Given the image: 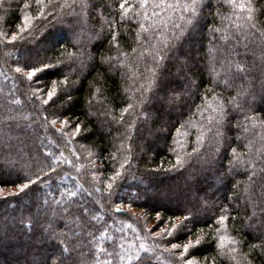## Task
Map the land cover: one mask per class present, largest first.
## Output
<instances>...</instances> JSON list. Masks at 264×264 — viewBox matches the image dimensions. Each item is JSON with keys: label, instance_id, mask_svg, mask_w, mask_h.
Listing matches in <instances>:
<instances>
[{"label": "trees", "instance_id": "obj_1", "mask_svg": "<svg viewBox=\"0 0 264 264\" xmlns=\"http://www.w3.org/2000/svg\"><path fill=\"white\" fill-rule=\"evenodd\" d=\"M123 2L0 0V188L12 190L0 194V264H44L56 250L51 230L72 250L68 264H185L181 253L198 264H264V252L252 247L264 242V0H251L256 13L247 23V13L227 0H203L211 6L198 11L190 34L186 0H148L144 7L127 0L131 7L122 15ZM177 26H185V50L194 57L190 77L199 87L182 106L146 119L141 93L154 60L180 34ZM213 27L221 29L214 42ZM214 45L224 51L215 53L211 73ZM28 59L49 65L39 81H28ZM238 63L248 71L236 75ZM68 116L72 124L65 127ZM76 123L83 131L74 135ZM117 171L109 195L106 185ZM44 173L34 190L8 195L26 177ZM192 194L195 219L187 235L172 225L192 215L185 212ZM222 208L224 222L217 219ZM198 238L184 253L183 245ZM23 241L24 254L10 251Z\"/></svg>", "mask_w": 264, "mask_h": 264}, {"label": "snow or ice", "instance_id": "obj_2", "mask_svg": "<svg viewBox=\"0 0 264 264\" xmlns=\"http://www.w3.org/2000/svg\"><path fill=\"white\" fill-rule=\"evenodd\" d=\"M42 2V0H37V3ZM148 0H142L141 7H144L147 5ZM227 3L233 6L234 8H239L241 13H247V16L245 17L246 23L251 22L255 16L256 9L252 6L251 0H245V2L237 3V0H227ZM127 0H124L123 3L120 4L121 13L126 14L129 11V7H126ZM205 6L210 7V2L208 5L203 4V0H186L185 4L183 5V12L187 14L188 18L186 19V26L189 34L191 33V30L196 27V24L198 23V11L202 12L203 8ZM25 7H28L26 4ZM159 7V5H157ZM168 7H173V5L169 4ZM262 13H264V9L260 10ZM184 18V17H182ZM28 17H25V23L28 22ZM253 29L256 27L255 24L250 25ZM143 27V25H141ZM181 29L179 35H174L172 39L167 42L164 46V48L160 51L158 54V58L154 60V68L150 69L151 72V79L149 80V86L146 90H142L141 98H140V104L143 106L142 111L146 113V119L151 117L152 112H156L158 116L162 117L164 113L168 112L171 109L176 108L177 106H182V103L185 100L186 94L192 92L194 88H198L199 85L196 83L195 79L190 77L191 72V65L194 62V57L192 56L190 51L185 50V41L186 37L184 36V29L185 26H177ZM237 31H241L242 26L236 25ZM25 29L21 28L20 31L23 32ZM213 33V42L217 41L221 37H219L217 34L221 33L220 28L213 27L211 29ZM13 40L16 39L15 36L12 37ZM237 40H239V36L236 37ZM111 40L116 41L117 36L115 34L111 35ZM112 47V45H110ZM262 51H264V45L261 46ZM218 51H224V49H218L213 47V49L210 50V54L213 55V63L210 67L209 71L211 73H215V53ZM235 51V49H233ZM245 51L247 52V45H245ZM232 53L229 52L228 55L230 56ZM227 58V57H226ZM112 58H109L111 60ZM107 62V61H102ZM41 64H43L42 68L36 67L34 63L31 62L30 59L25 60L23 68L24 69H31L27 71V79L29 82H32L35 78V81H39L38 73L43 72L47 69H49V65L44 63L43 61H40ZM55 67V66H53ZM173 69H175V72H173ZM22 71L21 68H16V72L20 73ZM248 70L242 66V63H238L236 67V75H239L240 73H246ZM65 80H67V77H65ZM55 83V82H54ZM38 92L43 93L44 89H37ZM144 91H146L148 94L144 95ZM56 93V88L53 87L51 90L47 92L48 100H45L43 103L47 105L49 103V100L52 99L54 94ZM69 99H71L69 97ZM134 106L132 104L128 105V108H125L124 111L127 112L129 108H133ZM221 114L225 115L224 109H220ZM53 115H62L61 112L52 113ZM245 119H251V117H245ZM52 124L56 123V120L51 121ZM65 127L72 124V118L70 116L65 118V121L62 122ZM221 126H223L224 122L221 121ZM168 121L162 120V127H167ZM175 126L174 124L172 125ZM75 127V134H79L83 131L81 125L79 123H76L74 125ZM247 130V129H245ZM60 131V130H58ZM179 131V129H177ZM218 135L223 136V133H218ZM233 153H235V149L232 150ZM46 158V157H45ZM239 162V161H237ZM182 161L179 157H177V165L181 164ZM50 172H54L55 169L51 167V165H48ZM123 167V165H122ZM174 169H170L169 171H172ZM42 171V169H41ZM264 171V170H262ZM48 176V173H44L43 176L40 174L36 175V179H32L31 177H26L24 179V182H21L16 185L17 191L11 192L8 195L11 197H17L20 194H27L28 191L34 190V186H36L38 183H43L44 179ZM121 177V173L119 171L115 172L114 176L111 177L112 183H108L106 186L109 189V195H111V190L113 189L114 185L116 184L117 178ZM262 181H264V176L261 177ZM3 189L0 188V191ZM99 191V189H97ZM197 191H201V189H197ZM74 195V194H72ZM7 197H5L6 199ZM195 204H192L191 207H186L185 212L191 213L192 215H183V219L181 220L180 224H173L172 229H176L178 231L186 232L187 235H191V229H188L186 226L188 223H191L195 219L194 214V208ZM67 211V209L65 210ZM87 211V210H85ZM115 211L117 213L120 212L119 208H116ZM227 209L222 208L221 214L218 215L217 219L220 222H224L228 217L224 215L223 213L226 212ZM161 219L159 212L157 213V220L159 221ZM166 231V229H161V233ZM168 235H173V232L171 230H167ZM157 235H160V233H157ZM49 238L54 242L56 250L52 253V256L45 259L44 264H68V259L71 255V249L66 245V239L64 238L62 233H57L55 230H51L49 234ZM221 241H223L224 237H220ZM200 244V239L198 238L195 242V245L192 244L191 241L189 243H186L183 245L184 253H187L190 248L195 247L196 245ZM172 249H177L180 247V245L173 243L171 245ZM221 247H223V244H221ZM253 248H260L262 252H264V242L261 244L253 245ZM232 251H235V249H232ZM67 254V255H66ZM183 256V253H181ZM75 264V262H74ZM185 264H194V261L192 260H185Z\"/></svg>", "mask_w": 264, "mask_h": 264}, {"label": "rangeland", "instance_id": "obj_3", "mask_svg": "<svg viewBox=\"0 0 264 264\" xmlns=\"http://www.w3.org/2000/svg\"><path fill=\"white\" fill-rule=\"evenodd\" d=\"M196 49V48H195ZM195 58H197V55L195 54ZM160 128H161V130L163 131V127H162V123L160 124V126H159ZM147 138L150 140H152L153 139V136L151 135V134H148L147 135ZM138 151L139 152H143V150L139 147L138 148ZM0 163H1V161H0ZM183 188H179V191L180 190H182ZM10 191H12V190H10V189H8V190H3V191H1L0 192V194H6V193H8V192H10ZM144 191V193L145 194H148V195H152L153 193H154V191H147V190H143ZM173 195H169L168 197H167V199L166 200H168L167 202H169V205H170V203H171V205L172 204H174V201H173V199H175V194H177V191L176 190H173V193H172ZM195 196L192 194V196H190L189 197V207H191V205H192V201H194L195 200ZM178 201V200H177ZM179 202V201H178ZM166 203V202H165ZM133 214H135V215H137V216H139L140 214L141 215H143L142 214V212L141 211H137V210H132L131 211ZM143 217V216H142ZM144 220L145 219H142V221L144 222ZM259 223V222H258ZM258 223H256V225L258 224ZM145 227L149 230V229H151V228H154L153 227V225H152V223H150V225H148V224H145ZM257 226H255V228L254 229H257L256 228ZM161 229H165V228H161ZM161 229H159V230H157L155 233H154V236H157V233H160V234H162L161 233ZM25 246H27V242H25V241H23L22 243H20V244H16V245H13L12 246V248H11V252L12 253H22V254H24V250L22 249V248H24ZM35 256H37V258H35L34 260H36V262H38V261H40V259L42 260V257L39 255L38 256V254H36ZM181 259H182V263L184 262L185 263V260H190V259H187L184 255H183V257L181 256ZM192 260V259H191ZM192 261H194V264H198L197 263V261L196 260H192Z\"/></svg>", "mask_w": 264, "mask_h": 264}]
</instances>
